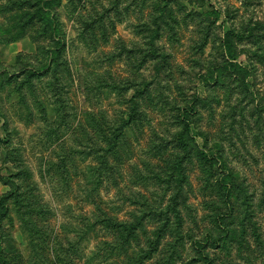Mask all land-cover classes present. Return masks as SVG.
Instances as JSON below:
<instances>
[{
  "label": "rangeland",
  "instance_id": "rangeland-1",
  "mask_svg": "<svg viewBox=\"0 0 264 264\" xmlns=\"http://www.w3.org/2000/svg\"><path fill=\"white\" fill-rule=\"evenodd\" d=\"M130 261L264 264V0H0V264Z\"/></svg>",
  "mask_w": 264,
  "mask_h": 264
},
{
  "label": "trees",
  "instance_id": "trees-1",
  "mask_svg": "<svg viewBox=\"0 0 264 264\" xmlns=\"http://www.w3.org/2000/svg\"><path fill=\"white\" fill-rule=\"evenodd\" d=\"M238 35L239 34H237V33L235 35L234 31H229V32H227L225 34V39L223 41V48L225 49V52H227V53L230 52L233 38L239 37ZM231 59H233V57ZM233 66H235V65H233V63H231V68ZM121 126H124V127H121ZM120 127L123 128V129L127 128L128 125H127L126 121H122L121 124H120ZM189 130H190V125L187 123L186 120H184V131L187 132ZM9 196L10 195H8L7 197H9ZM106 220H107V223H108L109 227H114L116 229L122 230L127 235H129L130 233L132 234V233H134V231L137 230V223H135L133 221H119V220H117L115 222L113 220V218H111V217H106L103 221L105 222ZM123 248H124L123 244L120 243V247L119 248H115L113 250L114 251L119 250V255H121L123 253ZM18 256H20V255H18ZM109 256H111V254L108 255V257ZM5 264H8V263H5ZM128 264H137V263L133 262V261H130V263H128Z\"/></svg>",
  "mask_w": 264,
  "mask_h": 264
}]
</instances>
